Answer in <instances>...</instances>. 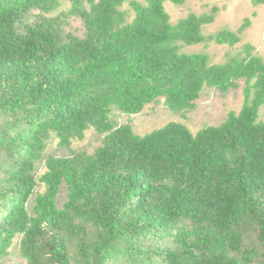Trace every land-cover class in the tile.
Returning a JSON list of instances; mask_svg holds the SVG:
<instances>
[{"label": "trees", "instance_id": "obj_1", "mask_svg": "<svg viewBox=\"0 0 264 264\" xmlns=\"http://www.w3.org/2000/svg\"><path fill=\"white\" fill-rule=\"evenodd\" d=\"M187 1L0 0V263L20 238L25 264H264V59L184 52L251 26L205 35L216 6L173 24L165 5ZM240 82L241 110L196 135L110 117L162 103L187 120Z\"/></svg>", "mask_w": 264, "mask_h": 264}, {"label": "rangeland", "instance_id": "obj_2", "mask_svg": "<svg viewBox=\"0 0 264 264\" xmlns=\"http://www.w3.org/2000/svg\"><path fill=\"white\" fill-rule=\"evenodd\" d=\"M213 6L219 8L215 22L207 26L205 35L215 34L220 30L228 29L236 31L246 19L251 21V26L242 35V41L234 47L218 45L212 42L187 47L186 53L204 52L211 58L212 63H224L229 56L237 55L243 50V46L249 44L254 47V55L264 59V4L255 6L252 0H188L183 6L176 7L171 3L165 5L166 11L171 17V22L176 24L179 20L186 18L189 14L196 15L209 12ZM240 89L231 91L226 97H222L215 90H208L197 102L198 108L188 115L187 120L167 111L163 104L151 105L139 115L128 116L117 108L111 109L110 117L119 125H131L134 132L139 136L147 135L156 129H160L169 123H182L193 135L204 126H218L231 112L238 113L244 102V82H240ZM259 121H264V107L260 109ZM100 141V138L92 131L87 133L82 143H75L74 149L92 150ZM47 155L57 157L68 156L69 152L58 145L54 140L48 146ZM44 171L43 164L38 166V174ZM64 191V190H63ZM64 201V195L60 196V203ZM18 238L11 248L10 256L0 264H25Z\"/></svg>", "mask_w": 264, "mask_h": 264}]
</instances>
